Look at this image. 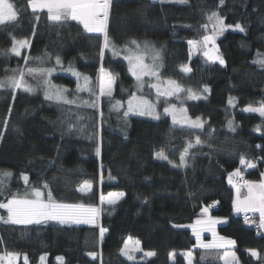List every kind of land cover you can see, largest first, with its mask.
<instances>
[{
    "label": "trees",
    "instance_id": "obj_1",
    "mask_svg": "<svg viewBox=\"0 0 264 264\" xmlns=\"http://www.w3.org/2000/svg\"><path fill=\"white\" fill-rule=\"evenodd\" d=\"M10 2L18 17L0 24V79L18 67L51 69V85L67 89L65 98L75 103L46 99L47 86L39 74L25 76L38 88L35 92L0 88V174H12L3 180L0 202L27 188L51 191L57 202L94 206L101 195L123 196L101 207L96 225L0 221V253L21 254L18 264H24V254L28 264H186L180 253L188 251L191 264H224L221 251L198 248L187 228L208 207V215L227 220L216 233L235 241L239 264H264V235L247 230L242 215H233L234 187L227 184L236 168L251 181H259L264 171V117L244 112L264 104V66L255 62L258 53L264 56V0H224L223 5L220 0H112L110 46L103 57L102 34L87 33L76 21L52 22L47 11L33 13L28 0ZM212 11L226 25L239 23L245 29L227 30L217 38L223 65L202 54L190 56L188 42L210 33L202 26ZM13 38L29 41L20 56L9 51ZM128 49L143 53L147 64L158 52L160 78L203 93L186 104L189 117H200L203 128L175 125L168 116L151 119L113 111L114 102L125 103L137 93L125 59ZM25 56L30 57L27 64ZM182 66L191 71L184 74ZM101 68L115 83L112 96L97 105ZM73 71L89 78L87 91L76 92L84 78L73 77ZM169 101L177 106L176 99ZM196 137L202 143L189 149L180 166L181 154ZM161 151L167 160L157 158ZM241 155L256 167L241 165ZM85 182L91 185L86 194L79 191ZM0 216L7 218L3 208ZM101 227L107 230L103 240ZM127 237L154 257L127 260L120 251ZM250 249L259 253L258 260L248 254Z\"/></svg>",
    "mask_w": 264,
    "mask_h": 264
},
{
    "label": "snow or ice",
    "instance_id": "obj_2",
    "mask_svg": "<svg viewBox=\"0 0 264 264\" xmlns=\"http://www.w3.org/2000/svg\"><path fill=\"white\" fill-rule=\"evenodd\" d=\"M179 2L183 3L184 0H179ZM224 0H220V5H223ZM112 0H28V5L33 11V13L40 10H47V18L52 22H67V21H76L80 25H82L83 30L87 33H100L103 35V44L101 47L100 55L103 57L104 49L109 48L110 46V38L108 36V19L110 15ZM18 17L17 10L13 3L10 0H0V24H4L5 22H13L16 21ZM39 19V16L36 17ZM208 22L212 23V33L205 34L202 36L201 40H190L188 43L190 46L202 47L205 49L203 55L209 61H218L221 65L225 63L223 57L219 55L218 48L215 47L216 37L221 35L226 28L238 29L240 32H244L245 29L241 26V24L237 23L233 25H226L224 19L219 15L218 11H212L209 15H207ZM202 27L205 29L208 28V24H204ZM132 45H135L136 49H140V45L137 41L133 40L130 42ZM209 45H212L209 48ZM30 47L28 39H20L16 40L13 38V44L11 49L9 50L11 54L15 56L21 55V50ZM145 48H147V44H145ZM130 54L125 57L129 63V71L133 76L136 77L137 81H142V77L145 75L156 76L158 78L159 73L156 70V60L159 58V53L155 52L153 55V63L151 65L144 63L143 53L137 51L132 52L131 49H128ZM3 54V53H0ZM258 59L255 61L256 63L264 66V56L261 54H257ZM30 57L25 56L24 60L27 64ZM39 59V58H37ZM57 63H60L59 58H57ZM51 69H35V68H27L25 71L21 68L11 69L12 75L6 77L5 79H0V88H11L21 89L25 92H33L35 89L32 85L28 84L25 76H35L39 74L41 77H44L43 83L47 86V90L45 91V98L48 100L55 99L58 102L62 101L64 103H75V101H69L65 98L64 93L67 89L57 88L54 85H51L50 80L47 79L51 74ZM181 71L188 73L191 69L187 66H182ZM73 74L79 77V73L73 71ZM90 80L87 76L84 77V85L81 87L80 84L77 85V90H88V85ZM114 78L104 71L101 68V76L99 77V96H112ZM167 86L161 87L160 83L153 84L151 87L156 89L158 96H177L178 93L184 91L174 80H168L164 82ZM189 93L188 98L190 99H198L197 96L192 90H187ZM205 92L208 91V88L205 87ZM229 104H232L233 101L230 98L228 101ZM92 107H95V102L92 103ZM121 107V102L116 101L113 105L114 109H119ZM11 111V109H9ZM247 112H258L260 116L264 117V104H262L259 108L256 107H247L244 109ZM130 112L138 114V115H150L155 119H159V115L155 113V106L147 100L143 98H137L133 95L128 101V111L124 113L127 116ZM166 114H170L172 116V121L174 124H187L192 128H203L204 123L201 121L200 117H197L195 120L191 119L187 116V110L183 107L177 109L175 105H170L164 109ZM228 125L232 130L233 123L232 121L228 122ZM5 128L7 127V120H5ZM3 133H0V137H2ZM202 141L199 137H196L195 143H188L185 147L183 153L180 156V166H183L186 163V156L188 154L189 149L200 145ZM97 154L99 155L100 149L97 148ZM157 158L167 160L168 157L164 155L163 151L157 153ZM241 165L246 166L247 168H255L256 164L250 160H247L244 155L240 156L239 160ZM171 163V161H169ZM4 177L11 176L10 172H3ZM264 177V173L261 174ZM25 183H28V177H22ZM111 178V177H110ZM234 178L237 181H243V183H234ZM103 179V175L101 174V180ZM229 184L236 189V198L233 201L234 211L236 213H245L244 220L245 223L249 222V218L246 215L248 212L259 213V227L264 228V178L259 181H251L244 180L242 171L240 168H236L232 173L229 174L228 177ZM3 187V181L0 180V188ZM47 188V184L44 185ZM84 188L91 190V185L88 182H85V185L81 189ZM241 189H246V193H242ZM123 193L108 194L107 203L115 204L116 199L122 196ZM101 202L105 201V197L101 195ZM0 208L7 210V218L0 216V221L4 223H10L14 225H30V224H40L44 221L55 220L61 224H96L97 218L100 214L101 209L94 205H85L82 203H63L57 202L53 199L51 191L47 194V199L44 198V193L40 188H33L31 192V198L18 197L13 195L12 198L8 199L7 202H0ZM209 208L205 207L202 209L203 218H198L194 224L189 227L192 228L193 234L197 237V244L201 248L205 249H219L225 248V246H234L235 241L231 239H227L225 237H218L215 231V225L218 223H223L225 221L219 218H213L208 215ZM107 230L103 227L100 228L99 236L100 239L103 240L104 233ZM208 231L213 235V240L208 243H204L200 239V235L202 232ZM130 241L132 238L129 237L127 241L124 243V247L120 250L121 253L126 256L129 260L135 259L132 253L142 251L140 248V242L138 240L134 241L130 246ZM249 254L252 257H258L259 253L250 249ZM21 254L12 253L8 251H4L0 253V264H17L18 259ZM94 259L96 258V253H89ZM146 256H154L155 253L152 251L146 252ZM174 256V253L170 254ZM188 257H191V252L186 253ZM41 261L45 259L44 256H41ZM222 259L224 260V264H232L233 261H236V256L234 252L225 251ZM24 264H28L27 255H23ZM57 260H63V257H57Z\"/></svg>",
    "mask_w": 264,
    "mask_h": 264
},
{
    "label": "rangeland",
    "instance_id": "obj_3",
    "mask_svg": "<svg viewBox=\"0 0 264 264\" xmlns=\"http://www.w3.org/2000/svg\"><path fill=\"white\" fill-rule=\"evenodd\" d=\"M152 1H156V0H152ZM177 2H179V0H176ZM6 23V22H5ZM208 30H209V34H211L212 33V23L211 22H208ZM227 30H231V31H239L238 29H235L234 27H232V28H226V30L225 31H227ZM224 31V32H225ZM220 35H218L217 37H216V40H217V38L219 37ZM199 40H201V39H199ZM199 40H197V41H199ZM212 47V45H209V48H211ZM215 47L216 48H218V46H217V44L215 43ZM23 50V49H22ZM21 50V51H22ZM205 51V49L204 48H202V47H199V46H196V47H193V46H190V56L191 57H193L194 55H198V54H202L203 55V52ZM218 51H219V49H218ZM14 55V54H13ZM147 55V54H146ZM204 56V55H203ZM205 57V56H204ZM151 61L153 60V56L151 55ZM206 58V57H205ZM207 59V58H206ZM208 60V59H207ZM211 62H213V61H211ZM216 63H219L218 61H215ZM156 63V62H155ZM127 64H128V67H129V63H128V60H127ZM149 65H151L152 63L150 62V63H148ZM220 64V63H219ZM156 70H157V72H158V67H157V65H156ZM106 73H108L106 70H104ZM183 72V71H182ZM131 73V72H130ZM184 74H188V73H185V72H183ZM131 75H132V73H131ZM101 76V71H100V74H99V77ZM133 76V75H132ZM73 77H75V78H84V76H82V75H79V77H77L76 75H73ZM133 78L135 79V81H136V90H137V93L135 94V96L137 97V98H143L144 100H147V101H150L154 106H155V113L156 114H158L159 115V118H162V116H168L170 119H171V121H172V116L170 115V114H166L165 112H164V109L166 108V107H169L170 105H175V104H171L170 103V101L169 100H171V99H176V104H177V106H176V108L177 109H179V108H181V107H183L184 109H186L187 110V108H186V104H187V102H189V101H191V100H196V99H190V98H188V96H189V93H188V91L187 90H192V92H194L197 96H199V98L198 99H200V98H202L203 96H202V92H200V91H196V90H194V89H192V88H186V87H183V86H181V85H179L178 83V85L182 88V89H184V91H181L180 93H178V95L177 96H171V97H167V96H158L157 95V92H156V89L155 88H153V87H151V85H153V84H157V83H160V85H161V87L163 88V87H166L167 85L164 83V82H166V81H168V80H165V79H162V78H160V76H158V78L156 77V76H151V75H145V76H143L142 77V81H137V79H136V77L135 76H133ZM5 79V78H4ZM28 84H30V85H32L33 86V88L35 89V91H37L38 90V88L34 85V84H31V83H29V82H27ZM114 83H115V81H114ZM114 83H113V90H114ZM78 84H80L81 85V87H83V85H84V82H79V80H78ZM57 87V86H56ZM58 88V87H57ZM17 90H21V89H15V90H13L14 92L15 91H17ZM113 90H112V94H113ZM21 91H23V90H21ZM35 91H33V92H35ZM81 91H87V90H81ZM76 92H78V90H77V87H76ZM32 93V92H31ZM138 94H142L143 96H139ZM102 98H110L109 96H107V95H105V96H99V84H98V89H97V95H96V97H95V102L97 103V105H99V101H100V99H102ZM52 100H54V101H57V100H55V99H52ZM129 101V100H128ZM128 101H126L125 103H121V107L117 110V109H114L113 108V105L116 103V102H114L113 104H112V109H113V111L114 112H116V113H119V112H123V113H125V112H127L128 111ZM232 101H234L233 99H232ZM256 108H259V107H256ZM246 109V108H245ZM245 113H250V114H259L258 112H247V111H244ZM128 115H136V116H141V115H138V114H135V113H132V112H130ZM187 116L189 117V115H188V113H187ZM143 117H147V118H151V119H155L153 116H150V115H143ZM191 118V117H190ZM191 119H193V120H195L196 118H191ZM202 121V120H201ZM173 122V121H172ZM175 125H179V126H188L187 124H179V123H177V124H175ZM188 127H190V126H188ZM4 178H6V177H4L3 175H0V180H4ZM4 183V182H3ZM85 185V184H84ZM84 185H82L81 186V188H80V191L81 192H83V193H87L89 190L87 189V188H84V190L82 191L81 189L83 188V186ZM32 189L33 188H27L24 192H22V193H14V194H12L10 197H8V198H6L5 200H4V202H7V200L8 199H10V198H12V196L13 195H16V196H18V197H25V196H27V198H31V192H32ZM43 193H44V198L45 199H47V194H46V192H44V191H42ZM113 194H118V193H113ZM105 197V201L102 203L101 202V200L99 199V204L97 205V207H99L100 209H101V207H103V206H110V205H113V204H108L107 203V199H108V194L107 195H105L104 196ZM122 197V196H121ZM121 197H118L117 199H116V203L119 201V199L121 198ZM6 212H7V210L6 209H4ZM99 217H100V214H99V216H98V218H97V221H96V224H98V222H99ZM49 221H53V222H57V223H59L58 221H55V220H49ZM96 224H89V225H96ZM77 225V224H76ZM132 238V237H131ZM129 239V237H127V238H125V240H124V243H125V241H127ZM134 241H136V239H134V238H132V241H130L129 243H130V246H131V244L134 242ZM124 243H123V247H124ZM122 247V248H123ZM141 248V247H140ZM145 251H138V252H134V253H132V255H134V257H135V259H133V261H136V262H142V261H146L148 258H149V256H146L145 255ZM122 254V253H121ZM122 256L123 257H125L127 260H129L126 256H124L123 254H122ZM186 257H187V255H186ZM18 261H19V259H18ZM17 264H18V262H17ZM187 264H191V261L189 262H187Z\"/></svg>",
    "mask_w": 264,
    "mask_h": 264
},
{
    "label": "crops",
    "instance_id": "obj_4",
    "mask_svg": "<svg viewBox=\"0 0 264 264\" xmlns=\"http://www.w3.org/2000/svg\"><path fill=\"white\" fill-rule=\"evenodd\" d=\"M31 9V8H30ZM40 11H47L46 9L45 10H40ZM93 34H98V33H93ZM100 34V33H99ZM144 63H146L145 61H144ZM147 64V63H146ZM263 173H264V171H263ZM228 177H229V175H228ZM228 177H227V184L228 185H230V186H232V184H229V182H228ZM262 178H264V177H262L261 176V179ZM79 191H80V189H79ZM81 192V191H80ZM89 192V191H88ZM87 192V193H88ZM83 193V192H82ZM242 193H246V189H243L242 190ZM84 194H86V193H84ZM123 196V195H122ZM121 197V196H120ZM122 198V197H121ZM120 198V199H121ZM235 198H236V189L234 188V198H233V201L235 200ZM119 199V200H120ZM249 214H252L253 215V217L255 218V220L259 223V213H254V212H248ZM243 213H236L235 211H234V207H233V215L234 216H241ZM201 218H203V217H201ZM197 220V219H196ZM195 220V221H196ZM221 220H223V221H225V222H223V223H218V224H216L215 225V231H216V229L219 227V226H221V225H224V224H226L227 223V220H225V219H221ZM195 221L192 223V224H194L195 223ZM191 224V225H192ZM190 226V225H189ZM189 226H187V228L192 232V234H193V231H192V228L191 227H189ZM217 234V233H216ZM193 236H194V238H195V240H196V246L198 247V248H200V249H203V250H218V251H221L222 252V254H221V260L223 261V263H224V260L222 259V257H223V255H224V253H225V251H229V252H234V246H225V248H219V249H205V248H201V247H199L198 246V244H197V237L193 234ZM217 236L218 237H220L218 234H217ZM200 239L204 242V243H208V242H211L212 240H213V235H212V233L211 232H208V231H204V232H202L201 233V235H200ZM186 253H188V251H185V252H181L180 253V255L184 258V260H185V262H186V264H187V262L189 261H191V257H186ZM248 254H249V251H248ZM250 255V254H249ZM236 256V255H235ZM251 256V255H250ZM154 256H151V257H149L147 260H150V259H152ZM252 257V256H251ZM237 258V257H236ZM254 260H258L259 259V256L258 257H252ZM146 260V261H147ZM139 262V261H138ZM143 262V261H142ZM232 264H239V261H238V259H236V261H233L232 262Z\"/></svg>",
    "mask_w": 264,
    "mask_h": 264
},
{
    "label": "built area",
    "instance_id": "obj_5",
    "mask_svg": "<svg viewBox=\"0 0 264 264\" xmlns=\"http://www.w3.org/2000/svg\"><path fill=\"white\" fill-rule=\"evenodd\" d=\"M242 175H243V179L247 180L245 175L244 174H242ZM234 183H241L242 184L243 181H237L234 178ZM246 215L249 218V222L245 223V220H244L245 213H243L242 214V224H243V226L247 230L254 232L257 236H263L264 235V228H260L259 227V223L255 220V218L253 217L252 214L247 213Z\"/></svg>",
    "mask_w": 264,
    "mask_h": 264
}]
</instances>
